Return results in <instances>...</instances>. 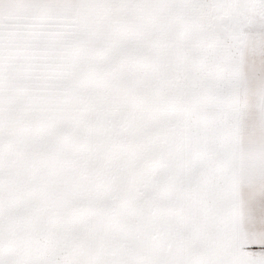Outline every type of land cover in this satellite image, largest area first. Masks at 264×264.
<instances>
[{
    "label": "snow or ice",
    "instance_id": "obj_1",
    "mask_svg": "<svg viewBox=\"0 0 264 264\" xmlns=\"http://www.w3.org/2000/svg\"><path fill=\"white\" fill-rule=\"evenodd\" d=\"M0 264H264V0H0Z\"/></svg>",
    "mask_w": 264,
    "mask_h": 264
}]
</instances>
